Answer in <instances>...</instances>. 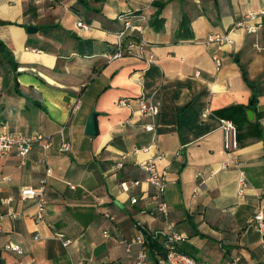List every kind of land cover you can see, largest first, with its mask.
<instances>
[{"label": "crops", "instance_id": "crops-1", "mask_svg": "<svg viewBox=\"0 0 264 264\" xmlns=\"http://www.w3.org/2000/svg\"><path fill=\"white\" fill-rule=\"evenodd\" d=\"M262 11L264 0H0V132L46 139L25 159L16 151L0 157V264L132 263L139 247L128 252L127 242L137 224L167 227L142 168L160 155L170 220L184 235L179 249L213 264H264V228L254 221L264 214V16L247 20L255 33L237 27ZM130 14L146 20L126 41L146 42L154 63L112 59L120 17ZM216 34L233 43H208ZM139 99L160 104L155 132L145 129L152 121L140 115ZM92 113L96 136L86 134ZM223 118L240 125L239 167L224 147ZM42 181L48 209L38 221L36 201L20 194ZM156 241L148 249L160 264Z\"/></svg>", "mask_w": 264, "mask_h": 264}, {"label": "built area", "instance_id": "built-area-1", "mask_svg": "<svg viewBox=\"0 0 264 264\" xmlns=\"http://www.w3.org/2000/svg\"><path fill=\"white\" fill-rule=\"evenodd\" d=\"M151 2H155L156 0H150ZM264 16V11L260 14L251 13L245 21H242L237 24V27H246L247 32L252 34L255 33L258 27L247 26V20H254L258 16ZM120 20L124 22L125 28L119 35V43H118V51L112 57V59H119L126 55H135L140 58L146 59L149 63L155 62V56L152 53L148 52L149 45L144 41H136L129 40L126 41L128 37L131 36V33L141 32L142 25L141 22L146 20L145 16L139 15L134 16L130 14L128 16L122 15ZM79 27L87 29L88 26L83 22L78 23ZM217 42L221 45L226 43H233V39L229 35H212L208 39V43ZM111 59V60H112ZM216 64L218 68L221 67L222 62L219 58H216ZM128 103L127 100L121 101L122 105H126ZM139 112L140 115L144 118L151 119V124L145 126V129L148 132H155L157 127V119L160 114V104L154 101H146L144 99L138 100ZM81 108V103L77 102L72 106V113H76ZM205 116H207L205 114ZM221 128L225 134V143L224 147L226 152L233 157L231 163L235 167L240 166V162L234 157L235 153L240 148L239 143V130L236 124L227 119H221ZM46 140L43 135H35L32 137H28L25 135H13L7 132H0V157L8 156L13 151H16L17 154L25 159L34 149V147ZM51 147V143L47 141L45 148L48 149ZM71 146L68 143H64L62 145L63 151H69ZM163 156L160 155L155 159H150L143 164V170L147 173L146 182L153 188L152 199L156 202L155 211L159 215H161L165 219V223L167 225L166 229L161 231L151 232L148 231L145 226L141 223L137 224V234L134 238L127 242V250L131 252L133 246H138L139 251L137 253L136 259L129 264H153L152 256L150 250L148 249L149 239H161L163 245V252L157 253V258L160 264H213L212 262H204L198 261L194 257L186 254L181 251L178 247V244L184 239V235L175 231V225L170 220V211L169 206L166 201V193H167V179L168 172L161 171L158 167V160L162 159ZM231 163H225L223 165V169H229ZM122 166V165H121ZM50 174L51 171H48ZM140 180L133 181L132 183L124 182L122 183V188L125 192L131 191L133 187L141 185ZM249 188V183L246 180L244 174L240 178L238 195L244 196L247 189ZM22 201L34 200L36 201V216L38 221L44 220L45 214L48 209V199L46 195V181H42V184L38 188L26 187L23 188L20 194ZM138 199L136 197L132 198V203H137ZM9 216L14 219L18 218L19 213L10 212ZM5 218L0 212V226ZM256 228L260 231L264 228V214L260 211L255 219ZM1 229V227H0ZM57 237L64 239V235L61 233L56 234ZM105 235H108V232H105ZM72 243L71 240H65L64 245L67 247ZM9 250H17L15 247L8 246ZM19 251V250H17ZM78 264H84L83 262H79ZM229 264H240L239 259L233 260Z\"/></svg>", "mask_w": 264, "mask_h": 264}, {"label": "water", "instance_id": "water-1", "mask_svg": "<svg viewBox=\"0 0 264 264\" xmlns=\"http://www.w3.org/2000/svg\"><path fill=\"white\" fill-rule=\"evenodd\" d=\"M27 32L29 34H34L38 32V29L32 26H29L27 28ZM249 116L252 118L253 117V113L249 112ZM86 134L89 136H96L97 135V121H96V114L92 113L87 125V130H86Z\"/></svg>", "mask_w": 264, "mask_h": 264}, {"label": "trees", "instance_id": "trees-1", "mask_svg": "<svg viewBox=\"0 0 264 264\" xmlns=\"http://www.w3.org/2000/svg\"><path fill=\"white\" fill-rule=\"evenodd\" d=\"M235 109H243V107H235ZM223 119H227V120L233 121L236 124L238 130L240 129V125L236 121H234L232 119H229V118H223ZM156 240H158V239H156ZM156 240L154 241L153 239H149V242H152V244L150 245V248L153 249V248H155L157 246V241Z\"/></svg>", "mask_w": 264, "mask_h": 264}]
</instances>
